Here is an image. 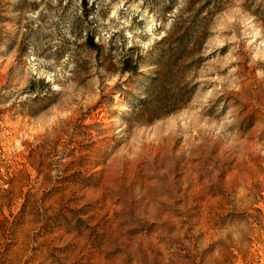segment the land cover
<instances>
[{"label": "rangeland", "instance_id": "obj_1", "mask_svg": "<svg viewBox=\"0 0 264 264\" xmlns=\"http://www.w3.org/2000/svg\"><path fill=\"white\" fill-rule=\"evenodd\" d=\"M0 264H264V0H0Z\"/></svg>", "mask_w": 264, "mask_h": 264}]
</instances>
